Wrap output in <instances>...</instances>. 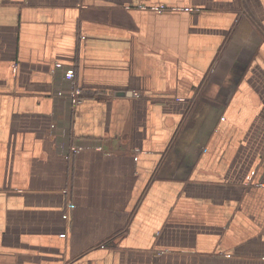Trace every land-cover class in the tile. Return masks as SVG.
I'll return each mask as SVG.
<instances>
[{
  "label": "crops",
  "instance_id": "0c3cea01",
  "mask_svg": "<svg viewBox=\"0 0 264 264\" xmlns=\"http://www.w3.org/2000/svg\"><path fill=\"white\" fill-rule=\"evenodd\" d=\"M0 264H264V0H0Z\"/></svg>",
  "mask_w": 264,
  "mask_h": 264
},
{
  "label": "built area",
  "instance_id": "2783aa9c",
  "mask_svg": "<svg viewBox=\"0 0 264 264\" xmlns=\"http://www.w3.org/2000/svg\"><path fill=\"white\" fill-rule=\"evenodd\" d=\"M162 10H165V6H161V7L159 8V11H162ZM69 79H71V76H69ZM136 95H138V94H136Z\"/></svg>",
  "mask_w": 264,
  "mask_h": 264
}]
</instances>
